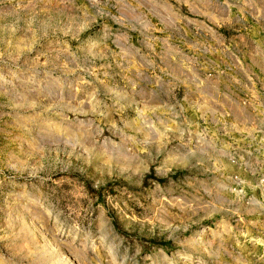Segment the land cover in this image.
Masks as SVG:
<instances>
[{"label": "rangeland", "instance_id": "rangeland-1", "mask_svg": "<svg viewBox=\"0 0 264 264\" xmlns=\"http://www.w3.org/2000/svg\"><path fill=\"white\" fill-rule=\"evenodd\" d=\"M0 264H264V0H0Z\"/></svg>", "mask_w": 264, "mask_h": 264}]
</instances>
